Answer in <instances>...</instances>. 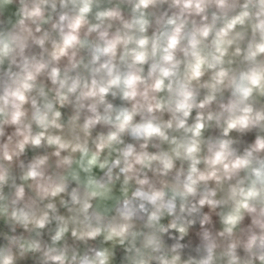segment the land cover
Masks as SVG:
<instances>
[{"label": "clouds", "instance_id": "clouds-1", "mask_svg": "<svg viewBox=\"0 0 264 264\" xmlns=\"http://www.w3.org/2000/svg\"><path fill=\"white\" fill-rule=\"evenodd\" d=\"M0 264H264V0H0Z\"/></svg>", "mask_w": 264, "mask_h": 264}]
</instances>
